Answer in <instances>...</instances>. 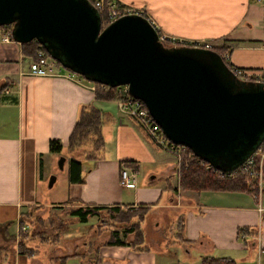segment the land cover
I'll return each mask as SVG.
<instances>
[{"label": "crops", "instance_id": "0c3cea01", "mask_svg": "<svg viewBox=\"0 0 264 264\" xmlns=\"http://www.w3.org/2000/svg\"><path fill=\"white\" fill-rule=\"evenodd\" d=\"M113 1L142 10L167 35L210 41L228 55L223 59L227 65L264 68V3L259 0ZM5 52L12 53L14 66L0 67V242L16 238L19 215L32 206H166L182 214V235L191 243L174 244L164 252L144 244L141 250L100 245L104 238L92 255L80 249L66 264H91L87 259L94 254V264H199L202 255L229 257L235 264H264V191L260 198L246 191L178 193L172 156L118 109L116 99H96L94 83L79 75L28 74L26 59L14 40L0 45V61L10 65ZM87 104L99 109L102 119L100 152L91 157L66 150L78 111ZM50 139L59 141L58 152L49 151ZM65 151L79 160L81 182L67 181L68 156L61 154ZM59 155L63 157L60 181L44 192L41 186ZM120 166L137 171L132 185L119 183ZM88 220L72 225L89 226ZM82 235L75 230L67 236ZM47 246L15 250L0 243V264H53L56 255L70 252Z\"/></svg>", "mask_w": 264, "mask_h": 264}, {"label": "water", "instance_id": "95a60500", "mask_svg": "<svg viewBox=\"0 0 264 264\" xmlns=\"http://www.w3.org/2000/svg\"><path fill=\"white\" fill-rule=\"evenodd\" d=\"M4 24L89 81L125 84L170 141L214 168L237 167L264 139V82L237 79L212 51L163 45L140 14L102 24L89 0H0Z\"/></svg>", "mask_w": 264, "mask_h": 264}, {"label": "trees", "instance_id": "16d2710c", "mask_svg": "<svg viewBox=\"0 0 264 264\" xmlns=\"http://www.w3.org/2000/svg\"><path fill=\"white\" fill-rule=\"evenodd\" d=\"M102 24L107 23V19L102 11H99ZM165 45L164 43H162ZM20 50L23 56L34 57L35 50L41 48L44 54L48 52L37 41L31 39L26 42L19 43ZM167 46V45H166ZM201 49L214 52L223 60V51L218 46L211 47H198ZM49 55V54H48ZM227 68L228 65L224 64ZM93 96L96 99L110 100L117 99V92L115 87L93 82ZM101 112L99 109L91 104L83 105L80 107L72 129L68 135L66 150L72 153L75 150H80L84 153L85 157H91L102 144L100 134ZM87 148L84 150V145ZM61 145L58 140L50 139L49 151L58 152ZM67 181L68 182H81L83 177L80 173V162L77 158L71 155L67 158ZM205 161L192 154L190 149L184 148L181 155L178 168H177V185L174 187L178 193L184 191H199V190H225V191H246L251 194L256 193V187L249 180L246 175L236 174L234 177H219L215 175L210 169L205 168ZM33 207L27 208L24 213L19 215L18 229L16 233L17 244L20 250H31L33 247L26 244V239L33 238L38 241L45 239H58L60 232L67 227L70 221L85 222L90 217L95 216L98 220L96 226L99 225H112L113 228L107 229V237L100 243V245H129L132 249L141 250L146 248L143 246L142 240V226L141 222L144 220L146 213L151 210L149 205H140L136 208L131 207H118L115 205L110 206H94V205H72L67 208V218L58 217L59 213L54 215H47L46 217L34 216L35 220L44 223L46 219L47 226L36 232H31V228H22L26 218L31 221L33 217ZM181 213L176 215L173 222L172 235L173 238L167 246L180 244L182 242L191 243L186 237L182 235V219ZM29 224V222H28ZM47 228V229H46ZM44 230H49V234ZM241 230V229H240ZM51 234V235H50ZM131 235L132 238L128 239L127 236ZM88 247L86 252H92L97 248ZM78 251L71 253H64L54 257L53 264H66L67 259L78 256ZM96 254L88 257V262L94 264ZM176 264V263H174ZM199 264H235L229 257H216L212 255H202L199 259Z\"/></svg>", "mask_w": 264, "mask_h": 264}, {"label": "built area", "instance_id": "2783aa9c", "mask_svg": "<svg viewBox=\"0 0 264 264\" xmlns=\"http://www.w3.org/2000/svg\"><path fill=\"white\" fill-rule=\"evenodd\" d=\"M95 8L102 11L107 19V22L113 20L119 15L126 13H136L147 18L142 10L134 8L130 5H117L113 0H89ZM147 20L152 24L148 18ZM153 25V24H152ZM157 32V37L160 42L179 40L171 45H190L195 47H211V42L203 39L185 40L172 35H167L153 25ZM10 25L4 24L0 26V42L11 41ZM189 41V42H186ZM223 56V55H222ZM228 57L224 54L223 59ZM27 73L31 75L53 76L60 74L76 75L67 69H61L59 63L50 55L44 54L41 48H37L34 57H27ZM231 73L240 80L244 81H262L264 82V68L262 69H246L235 65H228ZM118 98L116 104L119 110L131 116L145 132L149 140L157 147L164 149L172 154L179 163L182 151L185 146L170 141L161 131L159 125L149 115L143 102L129 95L125 84L114 86ZM264 156V139L257 148L250 153L237 167L230 170H221L214 168L205 161V168L210 169L219 177L232 178L236 174L246 175L256 187V193L252 195L255 198H260L264 191V171L261 164V158ZM137 171L131 167L120 166L119 168V183L121 185L130 186L135 182ZM260 209V207L258 208ZM256 242L259 241V236L256 237Z\"/></svg>", "mask_w": 264, "mask_h": 264}, {"label": "rangeland", "instance_id": "374dc122", "mask_svg": "<svg viewBox=\"0 0 264 264\" xmlns=\"http://www.w3.org/2000/svg\"><path fill=\"white\" fill-rule=\"evenodd\" d=\"M262 3H264V0H259ZM175 42H178L179 40H174ZM174 41H165L163 42L165 45L169 46L172 43L174 44ZM189 42V41H186ZM3 42H0V45ZM16 56H15V60L17 59V51H16ZM225 54V53H224ZM224 54H222L224 56ZM5 60H7V63L10 62V65H5V62L0 61V67L2 70H5L6 68L10 67V70L12 68L13 63H11V59L12 57V53L11 52H5ZM1 59V57H0ZM26 61L24 60L23 64L25 62H27V57L25 58ZM18 61V59H17ZM8 66V67H7ZM61 69H67L63 66H61L59 64ZM69 70V69H67ZM72 72V71H71ZM76 75H79L77 73H75ZM81 76V75H79ZM82 77V76H81ZM84 78V77H83ZM3 78H1L0 80L2 81ZM87 146V144H85ZM84 145V146H85ZM85 146L84 150L87 148ZM159 148V147H158ZM161 151H165L162 148ZM77 150H75L76 152ZM184 151V150H183ZM182 151V153H183ZM100 150H98V152L96 151L94 154L99 153ZM106 152V151H105ZM167 152V151H165ZM81 151L78 150L77 153H74L76 155L80 156ZM168 153V152H167ZM62 155H64L65 157L68 156V154L65 152L61 153ZM169 155L172 156L173 158V163L175 165V167L178 168V162H176V159L173 157L172 154L169 153ZM60 157V155L55 159V164L52 167L51 172L47 175V177L44 180V183L41 186L42 191H49L52 190L54 187H56V185L58 184V182L60 181V177H61V173L63 172V169L59 167V162H58V158ZM181 158V157H180ZM180 161V160H179ZM261 164L263 167V171H264V156L263 158H261ZM54 176V179L56 177L55 180H53L51 185H48V181L50 176ZM129 191H131V189H127ZM45 196V194H43ZM32 212H33V217L32 220L29 221V218H26L27 220H25L23 227L22 228H31V232H36V231H41L43 230L46 226H47V215H54V214H58V217H63V218H67L68 216L66 215V210L67 207H53V206H43V205H39V206H32ZM176 211L170 209L169 207L163 206V207H154L151 208V210H149L146 215L144 220L141 222V226H142V236H143V240L141 244H144L146 246H148L151 249L154 250H163L164 252L166 250H170V245L169 247L167 246V243H169L171 241V239L173 238V233H172V228L173 227V219L176 218ZM39 216V217H46V219H44V223H40L37 220H35V217ZM89 222H92L89 226H87L86 224H82V225H72L73 222L76 221H70L67 225L66 228H64L60 234H59V238L58 239H45L44 241H38V239H33V238H29L26 239V244L27 245H31L34 248L40 247L42 246V248H46L48 247L47 245H53V246H59L62 247V249L64 248L65 251H70L71 252H77L80 251V249H86L88 247H94V245L98 244V242H100L102 239L107 237V229L109 228H113L114 226L112 225H99L96 226V224L98 223V220L95 216H93L92 218H90L88 220ZM29 222V224H28ZM48 228V226H47ZM46 228V229H47ZM75 230H80L81 232H84V235H82V238H70V236H67L68 234H70L72 231ZM47 232V234H49V230H44V232ZM51 235V234H50ZM6 236V235H5ZM16 237V236H15ZM128 239H131L132 236L128 235L127 236ZM84 241V242H82ZM2 243V245H6L9 246V248L15 249V250H20L16 244H17V237L15 239H5ZM83 243H85L83 245ZM82 245V246H81ZM80 246V247H79ZM173 251V248H172ZM90 255H92V252H90Z\"/></svg>", "mask_w": 264, "mask_h": 264}]
</instances>
